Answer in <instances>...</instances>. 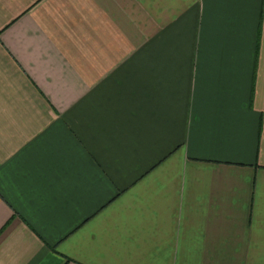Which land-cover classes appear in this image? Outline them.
I'll list each match as a JSON object with an SVG mask.
<instances>
[{"label": "crops", "instance_id": "crops-1", "mask_svg": "<svg viewBox=\"0 0 264 264\" xmlns=\"http://www.w3.org/2000/svg\"><path fill=\"white\" fill-rule=\"evenodd\" d=\"M0 264H264V0H0Z\"/></svg>", "mask_w": 264, "mask_h": 264}]
</instances>
